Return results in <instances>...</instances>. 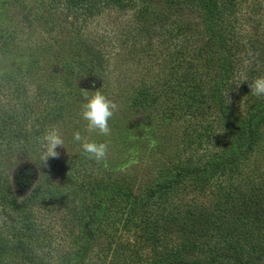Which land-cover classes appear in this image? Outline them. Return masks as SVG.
I'll use <instances>...</instances> for the list:
<instances>
[{
  "label": "rangeland",
  "instance_id": "rangeland-1",
  "mask_svg": "<svg viewBox=\"0 0 264 264\" xmlns=\"http://www.w3.org/2000/svg\"><path fill=\"white\" fill-rule=\"evenodd\" d=\"M235 1L227 8L222 25L229 34L231 27L242 41H246V37L256 39L255 45L261 47L263 53V57H259L262 64L258 63L261 68L264 64V0ZM134 2L136 6L148 3L150 8H154L150 9L151 14L163 13L161 25L154 26L152 21L136 19V8L129 4ZM113 4L116 3L106 5L91 15H79L77 20L69 15L65 17L63 10L52 7L48 22L46 17L38 15L37 10L31 21L23 20L17 5L7 3L4 7L0 0V73L20 70L18 74L23 77L24 86L19 91L24 89L26 93L22 100L19 101L20 97L14 100L19 102L20 109L26 103L29 108L32 106L27 110L43 119L39 126L33 114L24 120V124L35 126V130H42L41 133L48 126L57 125L64 139V147L56 149L58 155L47 158L46 162L39 160L37 139L30 142L32 145L20 147L21 155L15 158L12 171L23 173L26 183L35 180L42 169H50V179L54 181H60L65 171L83 170L96 179L117 180L140 192L159 169L171 166L174 160L190 154L201 139H206L203 136L207 128L204 106L207 104L197 105L198 101H192L188 95V88L183 87L186 74H190L198 80L199 91H205L212 76L208 67L198 65L197 57L203 59L205 54H194V60L191 58L193 41H202L200 37L205 30L203 16L194 1L129 0L120 10L118 5ZM143 27L148 28L149 33ZM87 35H95L91 41L103 53L104 69H94L97 76L86 71L88 58L79 49L80 42ZM189 41L191 46L186 47L185 43ZM245 47L244 61L246 55H253L248 52L247 44ZM66 64H70L69 68ZM243 64L246 65L245 62ZM256 68L251 71L254 75L258 74ZM260 74H264V68ZM177 76L179 80L175 79ZM180 80H183L182 87L178 85ZM94 90L102 91L117 105L109 120L108 136L88 132L86 122L79 115L83 94ZM236 92L233 87L229 89L227 102L240 111L245 101L238 99V94L234 96ZM60 110L62 115L56 118L55 114ZM75 131H79L83 139L106 142V158L97 162L83 154L79 142L72 139ZM238 171L235 182L242 183L245 177L254 182L264 178V132L252 153L240 163ZM217 175L205 189L198 188L188 194L182 193V196L176 193L170 195L164 208L154 207V211L151 210L149 219L129 217L122 210L123 205H115L116 208L110 209L103 219L95 251H101L102 247L110 246L109 250L117 247L141 258L149 254L150 246H146L151 244L152 239L154 246L167 247L169 244L158 236L159 230H154L151 225L155 220L153 216L159 211H168L166 207L170 202L186 200L185 196L199 204H207L216 196L214 192L219 185L229 183L230 172ZM43 198L31 203L36 204L35 214L43 227L37 237L48 236V225L53 224L50 231L63 235L52 239L50 245L65 246L67 250L72 234L73 220L70 221L69 213L73 202L61 201L59 204L53 203L51 198ZM64 203L68 204L67 209ZM0 232L8 239L16 237L8 229L0 228ZM7 263L14 264L13 258Z\"/></svg>",
  "mask_w": 264,
  "mask_h": 264
},
{
  "label": "trees",
  "instance_id": "trees-1",
  "mask_svg": "<svg viewBox=\"0 0 264 264\" xmlns=\"http://www.w3.org/2000/svg\"><path fill=\"white\" fill-rule=\"evenodd\" d=\"M1 1L4 7L7 3L17 5L23 20L31 21L37 10L38 15L49 22L52 7L63 10L65 17L69 15L77 20L79 15H91L112 3L120 10L129 0ZM193 1L203 16L205 30L200 37L202 41H193L191 58L194 60V54H205L203 59L197 57L198 65L208 67L212 76L205 91H199L198 80L190 74H186L183 87L188 88V95L192 101H198L197 105L207 104L204 105L207 128L203 136L206 139H201L190 154L159 169L140 192L127 183L96 179L83 170L65 171L60 181H54L50 179L51 170L42 169L35 180L27 183L23 173H13L15 158L21 155L20 147L32 145L30 142L36 140L42 130L24 124V120L35 113L27 110L32 108L27 103L23 111L14 100L17 97L22 100L26 93L24 89L19 91L24 86L23 77L18 74L20 70L0 73V228L8 229L16 236L8 239L0 232V264H8L12 258L14 264H264V178L254 182L245 177L242 183L235 182L240 163L252 153L264 132V97L253 96L248 82H240L245 78L250 81L262 72L264 64L260 68L258 63L262 64L259 57H263V53L261 47L255 45L254 37L242 41L231 27L229 34L222 25L227 8L234 5L235 0ZM135 3L129 4L136 8V19L161 25L163 13L151 14L154 8L148 3L143 5L142 2L140 6ZM144 27L143 30L149 33L150 30ZM95 35H87L79 44V49L88 58L85 69L93 76L98 75L94 69H104L103 53L91 41ZM246 44L253 55H246L244 61ZM185 46H191V41ZM66 65L69 68L70 64ZM255 68L257 75L251 72ZM182 81H178L180 87ZM232 87L233 91L237 89L233 95L238 94L237 98L245 101L240 111L227 102V92ZM55 115L60 117L61 110ZM35 119L40 126L43 119L37 114ZM14 152L18 154L13 155ZM227 171L230 172L229 183L219 185L214 192L216 196L207 204H199L185 196L186 200L170 202L166 207L168 211H159L153 216L155 220L151 225L154 230H159L158 236L169 244L167 247L154 246L152 239L146 246H150L149 254L141 258L117 247L111 250L110 246L102 247L101 251H95L103 219L110 209L116 208L115 205H123L122 210L129 217L149 219L151 210L164 208L170 195L182 196V193L188 194L198 188L205 189L217 174L223 175ZM42 197L59 204L61 201L73 202L69 213L70 221L73 220L72 234L71 237L67 235L70 238L67 250L65 246L50 245L52 239L63 235L50 231L53 224L48 225V236L37 237L43 227L35 214L36 204L31 203ZM64 204L67 209L68 204ZM147 213L150 214L147 216ZM61 228L63 226L59 230ZM146 239L150 240V237Z\"/></svg>",
  "mask_w": 264,
  "mask_h": 264
},
{
  "label": "clouds",
  "instance_id": "clouds-1",
  "mask_svg": "<svg viewBox=\"0 0 264 264\" xmlns=\"http://www.w3.org/2000/svg\"><path fill=\"white\" fill-rule=\"evenodd\" d=\"M242 81L248 82L249 91L253 96L264 97V74L257 75L250 81L247 78L240 82ZM116 108V103L102 91L94 90L90 94L88 92L83 94L79 115L86 122L88 132H95L99 136H108L110 134L109 120L113 117ZM72 139L79 142L82 153L88 158L97 162L106 158L108 150L106 142L96 139H83L79 131L73 132ZM37 145L40 162H46L49 157H56L58 155L57 147H64V139L59 127L57 125L48 126L37 138Z\"/></svg>",
  "mask_w": 264,
  "mask_h": 264
}]
</instances>
